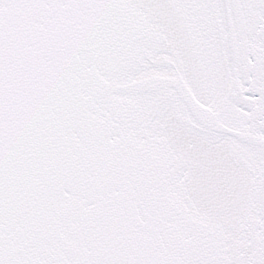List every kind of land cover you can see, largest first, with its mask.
Listing matches in <instances>:
<instances>
[{
  "label": "snow or ice",
  "instance_id": "1",
  "mask_svg": "<svg viewBox=\"0 0 264 264\" xmlns=\"http://www.w3.org/2000/svg\"><path fill=\"white\" fill-rule=\"evenodd\" d=\"M0 264H264V0H0Z\"/></svg>",
  "mask_w": 264,
  "mask_h": 264
}]
</instances>
